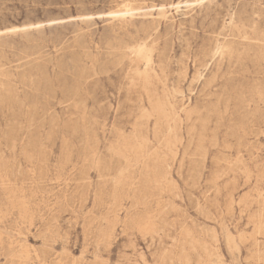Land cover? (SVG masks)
I'll use <instances>...</instances> for the list:
<instances>
[{
	"label": "rangeland",
	"instance_id": "obj_1",
	"mask_svg": "<svg viewBox=\"0 0 264 264\" xmlns=\"http://www.w3.org/2000/svg\"><path fill=\"white\" fill-rule=\"evenodd\" d=\"M0 264H264V0H0Z\"/></svg>",
	"mask_w": 264,
	"mask_h": 264
},
{
	"label": "bare ground",
	"instance_id": "obj_2",
	"mask_svg": "<svg viewBox=\"0 0 264 264\" xmlns=\"http://www.w3.org/2000/svg\"><path fill=\"white\" fill-rule=\"evenodd\" d=\"M177 6V5H176ZM177 8V7H176ZM126 10V9H125ZM126 12V11H125ZM125 14V13H124ZM72 98V97H71Z\"/></svg>",
	"mask_w": 264,
	"mask_h": 264
}]
</instances>
